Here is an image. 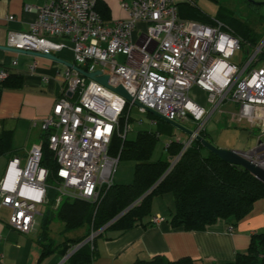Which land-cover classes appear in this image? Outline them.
I'll use <instances>...</instances> for the list:
<instances>
[{"label":"built area","instance_id":"2783aa9c","mask_svg":"<svg viewBox=\"0 0 264 264\" xmlns=\"http://www.w3.org/2000/svg\"><path fill=\"white\" fill-rule=\"evenodd\" d=\"M98 1L26 5L37 14L30 30L8 34L9 47L46 54L68 49L77 66L109 77L111 87L68 68L64 83L72 97L57 99L42 119L58 164L60 195L96 201L114 183L120 157L110 155L109 147L114 135L127 137L135 105L112 89L118 85L142 104L144 112L149 108L177 122L193 119L201 127L223 104L237 105L233 119L256 124L262 132L257 144L241 154L264 168V66L255 67L262 45L236 63L232 58L244 41L222 21L207 25L183 19L175 0L124 1L129 18L107 21L97 11ZM121 55L124 62L119 61ZM7 76L2 71L0 80ZM195 87L206 93L210 111L196 100ZM41 157V146L26 159L13 157L0 183L2 205L12 210L9 224L22 233L35 229L38 204L47 201L49 170L40 165ZM163 220L153 217L155 223ZM98 232L65 258L85 243L93 244Z\"/></svg>","mask_w":264,"mask_h":264},{"label":"trees","instance_id":"16d2710c","mask_svg":"<svg viewBox=\"0 0 264 264\" xmlns=\"http://www.w3.org/2000/svg\"><path fill=\"white\" fill-rule=\"evenodd\" d=\"M179 16L187 20H195L207 25L222 21L245 42L257 46L255 31L248 21L235 16L226 6H221L218 16L212 18L190 1L177 2ZM97 11L102 18L108 19L109 7L98 1ZM24 85L22 73H9L0 80V103L5 89H18ZM157 122V120H156ZM158 130H140L134 139H123L117 134L113 136L109 147L112 156L136 162L134 179L131 183H113L106 186L96 201L61 196L56 189L59 185L57 176L58 164L53 150L49 146V133L43 131L41 138L42 157L40 165L49 170L47 183V201L42 212L39 242L42 248L41 258L59 251L64 257L70 250L85 242L92 232H98L123 211L137 202L167 172L184 147L179 139H172L166 146V155L151 161L154 149L162 132L171 136V128L160 124ZM200 135L207 139L206 130ZM13 131L0 133V157L18 156L13 148ZM208 140V139H207ZM202 143L194 139L167 175L154 189L138 201L131 209L121 215L108 228L99 233L92 243H85L72 253L67 264H93L96 252L92 248L96 239L109 230L125 233L130 229L145 225L144 220L152 215L153 200L156 196L171 193L175 198V210L171 214L173 227H181L187 231H204L218 221H226L231 227L236 226L248 216L257 201L264 199V182L249 171L224 161L215 153L208 151ZM58 218L64 224V232L79 231L75 237L67 236L61 243L50 238L51 223ZM194 259L184 257L177 260L163 255H155L149 259H138L131 264H194ZM222 264H264V231L251 238L249 251L238 254L233 261Z\"/></svg>","mask_w":264,"mask_h":264},{"label":"crops","instance_id":"0c3cea01","mask_svg":"<svg viewBox=\"0 0 264 264\" xmlns=\"http://www.w3.org/2000/svg\"><path fill=\"white\" fill-rule=\"evenodd\" d=\"M100 1L109 7L110 15L107 21L129 18L128 11L122 7L120 10L117 8L115 10L110 0ZM175 1L179 3L187 0ZM215 1L218 5L212 14L199 4L198 0H194L206 16H218L223 4L219 0ZM48 2L49 0H0V46H2L0 73L2 71L8 74L22 73L24 78V85L21 88L5 89L2 93L0 133L6 130L13 131V148L22 159H26L35 148L41 146L42 119L51 112L55 101L64 96L72 97L64 83L65 73L70 67L46 57L3 48L8 46L10 31H29L31 24L37 18L35 12L25 9L26 5L40 7ZM256 2L251 6L257 11L264 7V0H256ZM226 7L237 16L232 7ZM260 16H264V13ZM10 17L14 19L11 20ZM257 40V46L250 42L243 43V48L232 58L238 60L233 62L242 63L256 47L262 45L255 67H263L264 43L260 44L259 36ZM56 55L66 62L75 64L73 53L68 49L57 52ZM31 66H35V70H31ZM195 98L197 100L196 95ZM131 121L132 116L128 133L132 130ZM153 122L156 123V120ZM177 137L179 140L183 139ZM182 142L185 144L188 139ZM1 159L2 157H0V183L12 158L7 157L6 163ZM114 182L117 183L115 180ZM174 210L173 194L156 196L153 200L152 215L144 220L145 225L134 227L125 233L109 230L96 239L93 246L96 258L93 264H131L138 259H149L155 255H163L172 260L190 257L194 259V264H222L235 260L238 254H246L252 236L264 231V199L255 203L252 212L232 227V232L229 231L231 226L222 220L204 231H187L181 227H173L170 220ZM11 214L12 210L2 205L0 196V264H67L66 258L59 251L41 258L42 248L38 237L41 212L37 216V226L30 233H22L13 228L9 224ZM156 215H160L164 220L155 223L153 217ZM79 233L75 231L71 237Z\"/></svg>","mask_w":264,"mask_h":264},{"label":"rangeland","instance_id":"374dc122","mask_svg":"<svg viewBox=\"0 0 264 264\" xmlns=\"http://www.w3.org/2000/svg\"><path fill=\"white\" fill-rule=\"evenodd\" d=\"M110 1L113 9L115 8V10L116 8L118 10H120L121 7L123 8L122 5L124 1L131 2V0ZM219 1L223 5L232 7L237 14L236 17L242 20H247L250 26L255 31L256 35L261 38L260 44L264 43V16H260L262 13H264V7L262 9H259L258 11L253 8L251 5L252 3H257L256 0ZM198 3L201 4L205 9L210 11V13L212 14L214 13L215 7L218 5V2L215 0H198ZM114 17L116 18V16ZM210 17L215 18L216 16ZM236 59L238 60V58H235L233 61H237ZM119 61L124 62L123 55L119 57ZM193 95L197 96L198 102H200L208 111L212 109V104L207 101L205 92L195 87L193 89ZM237 111V105L233 103H225L209 118L204 127L199 126L200 122L190 119L187 122H179L182 127L179 128L174 124L161 119L157 115L144 112L139 106L134 105L131 114L132 130L128 133L127 138L134 139L137 136L138 131L140 130H158V121L160 124L166 125L167 127L171 128V133L173 134V136H171L168 132L161 133V137L156 144L153 155L151 157V161H155L160 157L165 156L167 144L172 139H178L177 136H179V138H183L181 141H186L187 139L189 140L190 135L187 130L194 131V129L195 131L206 130L207 139L218 147L225 149H237L241 151L250 150L257 144L259 136L262 134V132L256 124L252 127L245 120H234L233 114H236ZM154 120H157V122L154 123ZM203 154L207 155L208 151L206 149H203ZM3 159L6 163L7 157L3 156L1 160ZM135 164L136 162L133 160L122 159L115 170L114 180L117 183H131L134 179ZM38 206L41 213L45 211V205L38 204ZM39 218L41 221V215ZM74 233V230L65 233L63 222L57 217L53 219L49 235L55 243H61L67 236L71 237Z\"/></svg>","mask_w":264,"mask_h":264},{"label":"water","instance_id":"95a60500","mask_svg":"<svg viewBox=\"0 0 264 264\" xmlns=\"http://www.w3.org/2000/svg\"><path fill=\"white\" fill-rule=\"evenodd\" d=\"M2 47V46H0ZM3 48H7L9 50H13L16 52H28L31 54H34L36 56H41V57H46L49 58L51 60L54 61H58L60 63H63L65 65H67L68 67L74 69L75 71H77L78 73L84 75L85 77H88L92 80L97 81L100 84H103L107 87H111L109 85V77L107 75H102L100 71H94V72H86L84 69L80 68L79 66H77L74 63H69L66 62L65 60L61 59L60 57H58L56 54L54 53H41V52H36V51H26V50H21V49H16V48H12L9 46H5ZM112 89L119 93L120 95H122L127 101L129 102H133L135 105L137 106H142V104L136 100H134L133 96L122 86V85H118L117 87H112ZM147 111L157 115L158 117H160L161 119L174 124L175 126L182 128L180 123L177 121H172L167 119L166 117L162 116L161 114H159L158 112L147 108ZM189 135H190V139L188 140L187 143L184 144L183 149L181 150L180 154H179V158L180 156L184 153V151L188 148V146L191 144V142L194 139L199 140L202 145L208 149L209 151L215 153L216 155H218L220 158H222L224 161H227L231 164H234L235 166L247 170L249 171L251 174H253L256 178H258L259 180L264 182V168L258 166L257 164L253 163L252 161L248 160L247 158H245L244 156H242V151L241 150H237V149H225V148H221L216 146L215 144H213L212 142H210L209 140L205 139L203 136L200 135V133H197L196 131H191V130H187ZM176 162L172 163V165L170 166V168L167 170V172L163 175V177L148 191L146 192L138 201H140L141 199H143L145 196H147L149 193H151V191L154 189V187H156V185L167 175V173L172 169V167L175 165ZM137 201V202H138ZM137 202H135L133 205H131L129 208H127L125 211H123L120 215H118L115 219H113L111 222H109L106 226H104L101 230H99L98 233L103 232L106 228H108L115 220H117L121 215H123L124 213H126L129 209H131Z\"/></svg>","mask_w":264,"mask_h":264}]
</instances>
